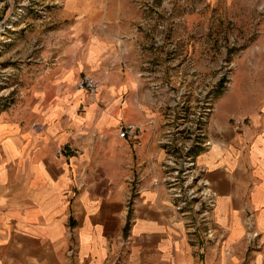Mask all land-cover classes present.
<instances>
[{
    "label": "crops",
    "instance_id": "1",
    "mask_svg": "<svg viewBox=\"0 0 264 264\" xmlns=\"http://www.w3.org/2000/svg\"><path fill=\"white\" fill-rule=\"evenodd\" d=\"M124 4L63 0L40 51L8 52L15 94L0 108V264H264V144L255 141L253 162L226 161V141L241 143L232 129L198 157L212 216L252 212L253 226L186 227L160 183L169 129L144 91L165 64L156 35L141 33ZM83 76L97 94L78 89ZM127 125L134 140L118 137Z\"/></svg>",
    "mask_w": 264,
    "mask_h": 264
},
{
    "label": "rangeland",
    "instance_id": "2",
    "mask_svg": "<svg viewBox=\"0 0 264 264\" xmlns=\"http://www.w3.org/2000/svg\"><path fill=\"white\" fill-rule=\"evenodd\" d=\"M62 1L0 0V100L12 102L15 94L7 88L9 50L40 51ZM123 1L125 14L139 18L141 33L156 35L157 59L165 64L164 71L154 72L153 87L144 89L160 103V120L169 129L160 142V183L186 227H252V212L237 220L212 216V192L198 157L210 147L209 137L216 145L232 129L241 143L226 141V161L239 154L243 163L246 155L253 162L255 141L264 144V0Z\"/></svg>",
    "mask_w": 264,
    "mask_h": 264
},
{
    "label": "built area",
    "instance_id": "3",
    "mask_svg": "<svg viewBox=\"0 0 264 264\" xmlns=\"http://www.w3.org/2000/svg\"><path fill=\"white\" fill-rule=\"evenodd\" d=\"M77 87L78 89H80L81 91H85L89 95H95L100 90L99 83L92 77H88V76L81 77L77 82ZM9 102H10L9 99L5 96L4 99L0 100V108H3L4 103L9 104ZM242 125H243V120H238L235 122V127L237 129H240ZM135 133H136L135 127L132 125H127L119 131L118 137L126 140H134ZM57 153L61 154V150L59 149ZM202 253L203 251H200V254Z\"/></svg>",
    "mask_w": 264,
    "mask_h": 264
},
{
    "label": "trees",
    "instance_id": "4",
    "mask_svg": "<svg viewBox=\"0 0 264 264\" xmlns=\"http://www.w3.org/2000/svg\"><path fill=\"white\" fill-rule=\"evenodd\" d=\"M220 88H221V85H220ZM223 88V87H222ZM222 88L221 89H218L219 91H221L222 90ZM8 106V104L7 103H4L3 104V108H6Z\"/></svg>",
    "mask_w": 264,
    "mask_h": 264
}]
</instances>
